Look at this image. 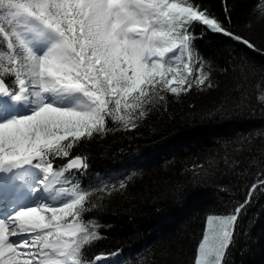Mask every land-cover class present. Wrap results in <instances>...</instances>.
I'll return each instance as SVG.
<instances>
[{
  "label": "snow or ice",
  "instance_id": "6c2138e0",
  "mask_svg": "<svg viewBox=\"0 0 264 264\" xmlns=\"http://www.w3.org/2000/svg\"><path fill=\"white\" fill-rule=\"evenodd\" d=\"M252 15L264 23V0H257ZM226 20L231 22L227 14ZM217 34L264 54L229 30L203 0H0V264L103 259L88 258L102 237V226L89 214L100 211L113 190L126 189L130 177L82 185L87 157L72 151L94 134L102 139L136 129L164 106V93L178 97L219 87L211 59L196 47ZM249 63L241 57L222 71L246 79L254 70ZM257 101L264 105V91ZM217 112L227 115L224 105ZM256 137L264 131L240 134L235 151ZM54 160L63 162L57 166ZM221 160L238 179L248 174L234 171L240 163L235 156L225 153ZM219 162L210 159L207 168ZM257 163L253 157L250 166ZM207 168L194 164L193 177ZM218 190L229 201L223 213L205 217L193 264H234L239 222L255 194L264 195V169L243 201L233 199L228 186Z\"/></svg>",
  "mask_w": 264,
  "mask_h": 264
},
{
  "label": "trees",
  "instance_id": "16d2710c",
  "mask_svg": "<svg viewBox=\"0 0 264 264\" xmlns=\"http://www.w3.org/2000/svg\"><path fill=\"white\" fill-rule=\"evenodd\" d=\"M203 2L229 30L264 50V23L252 15L257 0ZM196 47L211 59L212 79L219 87L178 97L164 93V106L138 121L136 129L115 130L102 139L94 134L86 145L72 151L87 157L82 185L130 177L126 189L113 190L104 197L101 210L89 214L102 226L98 230L102 237L88 252L89 259L103 258L94 264H193L205 217L223 213L222 204L229 201L218 186H228L232 198L243 201L247 186L264 169V137L252 138L251 144L245 141L243 150L235 151L241 147L240 134L264 131V105L257 101L264 91V54L219 34L196 41ZM241 57L254 69L245 74L246 79L237 72L223 73V68L240 63ZM220 105L227 115L217 112ZM225 153L240 161L234 171L246 170L245 177L229 173L221 160ZM253 157L258 163L250 166ZM210 159L220 162L207 168ZM62 162L54 160L57 166ZM201 163L207 171L194 178L192 166ZM238 230L242 234L231 250L234 264H264V195L255 194Z\"/></svg>",
  "mask_w": 264,
  "mask_h": 264
},
{
  "label": "rangeland",
  "instance_id": "374dc122",
  "mask_svg": "<svg viewBox=\"0 0 264 264\" xmlns=\"http://www.w3.org/2000/svg\"><path fill=\"white\" fill-rule=\"evenodd\" d=\"M41 195L43 196V195H44V193H41ZM0 211H3V209H0Z\"/></svg>",
  "mask_w": 264,
  "mask_h": 264
}]
</instances>
